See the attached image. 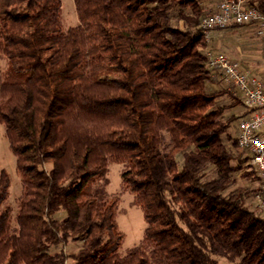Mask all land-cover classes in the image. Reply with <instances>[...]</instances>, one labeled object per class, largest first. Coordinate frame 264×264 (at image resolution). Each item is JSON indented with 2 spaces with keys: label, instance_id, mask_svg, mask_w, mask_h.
I'll return each instance as SVG.
<instances>
[{
  "label": "trees",
  "instance_id": "trees-1",
  "mask_svg": "<svg viewBox=\"0 0 264 264\" xmlns=\"http://www.w3.org/2000/svg\"><path fill=\"white\" fill-rule=\"evenodd\" d=\"M202 1L73 0L64 27L61 0H0V124L22 186L13 216L0 172V264H264L260 189L236 185L260 181L232 135L249 112L207 68ZM109 164L145 223L123 253Z\"/></svg>",
  "mask_w": 264,
  "mask_h": 264
},
{
  "label": "built area",
  "instance_id": "built-area-1",
  "mask_svg": "<svg viewBox=\"0 0 264 264\" xmlns=\"http://www.w3.org/2000/svg\"><path fill=\"white\" fill-rule=\"evenodd\" d=\"M249 0H222L215 12L202 16L198 27L204 37L229 26H252L254 34L264 43V16L248 6ZM207 68L221 73V80L227 90L239 95L248 116L239 120L236 135L238 149L250 156L249 164L261 182L260 191L255 195L264 210V79L242 70L238 61L212 51L205 52Z\"/></svg>",
  "mask_w": 264,
  "mask_h": 264
},
{
  "label": "rangeland",
  "instance_id": "rangeland-1",
  "mask_svg": "<svg viewBox=\"0 0 264 264\" xmlns=\"http://www.w3.org/2000/svg\"><path fill=\"white\" fill-rule=\"evenodd\" d=\"M208 13L210 12H206L205 15ZM61 16L64 27H71L76 24L77 17L75 14L73 0H61ZM215 33L216 32L213 31L205 36V42L210 47L213 44L211 37L213 35H216ZM220 35L221 33H219V36L217 34L218 37H220ZM219 39L222 40L223 38L220 37ZM256 41L257 43L255 47L258 49V51L263 50L261 48L262 45L259 40ZM213 46V49H218V51H221V49H219V46L216 43H214ZM4 68V61L0 60V70H3ZM230 91L233 92L232 90ZM123 167L124 166L121 164H109L107 174L109 180L107 192L111 198H115L117 200L116 223L118 230L124 234V242L121 248L122 253L126 249L133 247L139 243L142 237L143 230L145 228V223L143 221L140 209L132 206L131 204L132 195L127 191H122L121 189L120 173ZM48 168L49 166H46V169ZM1 171H5L10 179V186L8 189V197L6 204L11 207L12 215L14 216L18 210V203L22 194V186L19 175L16 170V158L9 149L8 141L5 136V128L2 124H0V172ZM250 171L251 169L249 168L244 171L243 174H247ZM236 185L244 187L248 190H255L257 188H261L260 181L254 175L237 177ZM257 193L258 192H255L251 196L249 204L255 212L261 213V215L264 216V210L263 208H261L258 199L255 197ZM70 249L74 250V246L69 245L67 251ZM216 260L218 264H233L227 262L224 258H216Z\"/></svg>",
  "mask_w": 264,
  "mask_h": 264
},
{
  "label": "crops",
  "instance_id": "crops-1",
  "mask_svg": "<svg viewBox=\"0 0 264 264\" xmlns=\"http://www.w3.org/2000/svg\"><path fill=\"white\" fill-rule=\"evenodd\" d=\"M221 0H203L201 6H205L206 12H215L218 3ZM211 38L215 39V43L219 46L221 51L216 50L218 53H222L231 59L238 61L242 70H248L253 75L258 76L260 79H264V43L254 34L252 26H243L238 28H230L221 34L220 37ZM261 43L263 50L258 51L255 47L257 41ZM238 97L239 95L235 93ZM243 113V109L240 110ZM240 111H238L239 114ZM249 115V114H248ZM246 115V116H248ZM232 135H237V125L232 129Z\"/></svg>",
  "mask_w": 264,
  "mask_h": 264
}]
</instances>
